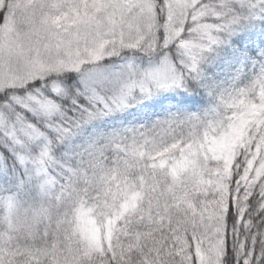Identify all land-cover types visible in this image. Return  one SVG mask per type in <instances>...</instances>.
I'll return each instance as SVG.
<instances>
[{
  "label": "snow or ice",
  "instance_id": "obj_1",
  "mask_svg": "<svg viewBox=\"0 0 264 264\" xmlns=\"http://www.w3.org/2000/svg\"><path fill=\"white\" fill-rule=\"evenodd\" d=\"M0 264H264V0H0Z\"/></svg>",
  "mask_w": 264,
  "mask_h": 264
}]
</instances>
